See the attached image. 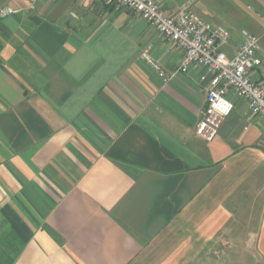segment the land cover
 <instances>
[{
	"label": "crops",
	"instance_id": "obj_1",
	"mask_svg": "<svg viewBox=\"0 0 264 264\" xmlns=\"http://www.w3.org/2000/svg\"><path fill=\"white\" fill-rule=\"evenodd\" d=\"M184 0H163L168 14ZM0 264H264V125L235 108L196 128L205 67L128 8L0 0ZM192 8L261 36L264 0ZM152 54L164 80L143 59Z\"/></svg>",
	"mask_w": 264,
	"mask_h": 264
},
{
	"label": "built area",
	"instance_id": "obj_2",
	"mask_svg": "<svg viewBox=\"0 0 264 264\" xmlns=\"http://www.w3.org/2000/svg\"><path fill=\"white\" fill-rule=\"evenodd\" d=\"M101 1L115 9H131L153 23L164 40L174 42L183 49L182 70H187L191 64L205 67L202 78L208 80L206 107L197 124L198 135L207 141L219 135L224 120L235 108L230 91L245 99L248 116L261 118L264 125V79L256 81L251 74L255 67L262 64L260 35L242 29L241 41L235 52L229 54L223 46L231 37V29L204 19L192 8L195 0H184L179 10L172 14L162 8L163 0ZM16 11L8 6L0 9L2 15ZM151 49V45L144 49L142 59L164 80L169 79L171 74L155 59Z\"/></svg>",
	"mask_w": 264,
	"mask_h": 264
}]
</instances>
